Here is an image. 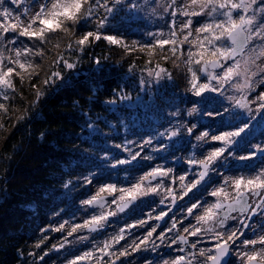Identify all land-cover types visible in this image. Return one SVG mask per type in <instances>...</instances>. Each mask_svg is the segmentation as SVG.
<instances>
[{
  "label": "snow or ice",
  "instance_id": "obj_1",
  "mask_svg": "<svg viewBox=\"0 0 264 264\" xmlns=\"http://www.w3.org/2000/svg\"><path fill=\"white\" fill-rule=\"evenodd\" d=\"M4 2L5 0H0V5ZM11 4L19 8L25 4V0H11ZM124 6V0H26L24 11L16 15L4 7L0 11V17L3 18L0 20V44L15 45L18 43V37L27 38L34 43L28 46L19 41L21 47L10 49L14 52V57H4L0 53V96L9 100V91H16L13 76L23 83L25 78L30 80L39 75L38 61L47 55L46 46L51 44L54 38L57 42L53 47L59 48V39L67 38V49L75 48L78 52H84L91 43L103 38L110 44L121 45L127 52L139 47L141 51L147 50L150 57L159 54L160 59L171 61L175 67H180L178 61L183 58L189 91L200 98L210 93L223 94L226 86L240 92L250 90L253 78L257 76L264 82V0H170L162 5L165 12L171 9V23L167 25V34L164 31L149 32L147 34L152 36L153 40L147 43L133 41L131 46L117 36L104 35L101 31L108 26L109 18L115 19ZM126 7L131 10L137 8V5L129 3ZM178 17L183 19L178 20ZM197 17H204V22L195 20ZM89 24H94L95 30L83 31ZM77 30H80L81 34L73 39ZM9 34L14 35L10 37ZM185 45L188 46L186 49ZM6 59L7 64L4 63ZM61 62L69 69L76 67V64L69 63L62 54H58L53 63ZM152 62V59L147 61L149 64ZM94 63L99 66L101 61L97 58ZM156 68L159 70H149L148 75L154 76L157 81L163 77L171 79V74L158 62ZM61 79L63 77L60 72H52L43 83L48 85ZM32 87L35 88L36 85L33 84ZM41 95L42 93L37 91V100ZM122 99L128 97L124 96ZM256 101H259L257 111L264 110V91L257 95ZM235 106L246 108L247 104L241 99H236ZM0 110L6 113L8 108L5 104H0ZM195 111L194 107L188 115ZM224 111L227 112L228 109ZM215 114L222 116L219 111ZM171 115L179 116L180 112L176 110ZM249 127L250 124L244 121L243 126L237 127L235 131H225L219 135H210L208 131H203L195 135L196 141L207 143L211 140L219 142L221 146L207 151L202 158L193 153L187 158L188 168L182 175H174V167L157 164L144 171L143 175L135 178L126 187L118 186L117 183L102 184L95 194L82 201L88 208L99 211L84 220L83 224L74 225L65 237L66 243H71L67 237L73 236L78 230L97 232L103 229L110 218L125 213L138 200L149 196H159V204H164L166 199L170 200L167 210H161L155 216L149 213L148 219L162 221L168 217L171 226L165 225L161 228V225L156 224L150 227L146 235L116 248L121 241H126V229L120 228L92 250L69 259L67 264H81L83 261H89L90 264L92 261L94 264H125L122 258L141 251L156 252L162 246L183 254L166 258V253L160 252L157 264H264V222H253V218L257 216L264 221V162L249 175L225 176L221 171L229 166L230 160L250 161L256 157L257 152L264 154V146L259 144L254 145L255 150L247 155L236 154L234 146L239 142L237 138ZM195 129L196 125L193 124L186 128V132L191 137ZM165 135L171 141L173 137L180 135V129L159 133L161 137ZM144 144L151 145L152 139L144 141ZM164 147L161 145V148ZM193 147L199 148V145ZM124 150L129 152V158L115 159L112 168L132 165L134 161L139 164L154 159L151 155L141 156L140 152L132 154L130 149ZM171 155L174 156L175 153ZM182 162L180 158H176V163ZM213 176L222 177V181L213 180ZM85 180L88 184L92 183L87 177ZM125 180H128L127 176ZM177 183L179 187L174 188L172 185ZM210 185H216L208 192V195L214 198L213 201L201 202L198 196L194 200L191 198L200 192L201 188L207 191ZM200 194L203 195V192ZM108 197H111V200ZM185 198H189L188 203H179ZM173 209L184 212L183 218L170 216L169 213H172ZM189 217L195 223L189 220ZM185 220L188 221L187 226H184ZM230 221L232 223H229ZM146 224L148 220L141 219L126 227L131 229L144 227ZM64 227L65 224L62 223L54 231H61ZM174 230L176 235L169 238L167 234ZM248 232H251V236L247 235ZM154 234L156 239H150ZM205 234L209 235L214 243L211 247L198 248L201 242L199 237ZM190 237L197 239L190 242ZM77 239L83 241L88 237L80 236ZM156 240H159L160 244H157ZM179 245H185L187 248ZM63 247V243L59 245V248ZM53 248L57 246L54 245ZM40 259L43 260L44 257L41 256ZM146 264H153V261H147Z\"/></svg>",
  "mask_w": 264,
  "mask_h": 264
},
{
  "label": "trees",
  "instance_id": "obj_2",
  "mask_svg": "<svg viewBox=\"0 0 264 264\" xmlns=\"http://www.w3.org/2000/svg\"><path fill=\"white\" fill-rule=\"evenodd\" d=\"M89 30H95L94 24L83 31ZM80 34L77 30L73 39ZM19 41L28 46L34 43L18 37L16 45H21ZM56 42L54 38L46 46L47 55L38 61L39 75L30 80L25 78L23 83L13 76L16 91L8 94L9 100H0L8 108L6 113L0 110V125H3L0 127V264H30L31 250H36L33 257L37 258L40 246L36 245L44 236L40 228L76 208L82 194L92 193L88 184L67 197L63 194L65 184L81 183V175L90 173L92 167L101 165L108 157L119 155L121 147L116 145L123 146L124 123L115 106L121 103L125 91L129 92L140 81H149L148 72L158 70L157 62L168 69L171 65V61L160 59L159 54L150 57L147 50L140 49L127 52L103 38L91 43L84 52L67 49V38L59 39V48L53 47ZM3 48L4 57L11 56V48L8 45ZM58 54L76 67L69 69L63 62L54 64ZM97 58L101 61L99 66L94 63ZM149 59L153 61L151 64L147 63ZM52 72H60L63 79L45 85L43 81ZM37 91L42 93L38 100ZM151 115V110L140 108L134 116L138 124L132 129L138 135L151 125ZM89 125L98 129L91 137ZM203 129L195 130L192 137L180 131L182 147L177 152L173 149L175 155L150 152L154 165L145 161L147 165L141 170L159 161L176 167L175 162L168 161L171 156L183 158L186 164L192 153L189 151L197 145L195 135ZM225 129L235 131L228 123ZM237 154L241 155L240 150ZM139 166L132 168L138 170ZM130 259L135 258L127 257L125 263Z\"/></svg>",
  "mask_w": 264,
  "mask_h": 264
},
{
  "label": "rangeland",
  "instance_id": "obj_3",
  "mask_svg": "<svg viewBox=\"0 0 264 264\" xmlns=\"http://www.w3.org/2000/svg\"><path fill=\"white\" fill-rule=\"evenodd\" d=\"M168 2H170V0H124L125 6L123 7V10L119 11V14L115 16V19H112L110 17L108 26H106L101 31L104 35L117 36L129 46L132 45L133 41H137L139 43H147L153 40V37L149 36L147 33L164 31L167 34V32L169 31L167 25L171 23V17L169 16L171 9H169L168 12H165L164 8L162 7V5H165ZM129 3H135L137 5V8L130 10L128 7H126V5H128ZM4 7L9 8L13 12V14L16 15L24 11V8L26 7V0L25 4L21 5L19 8L17 5L11 4V0H5L4 4L0 5V11H2ZM100 11L101 13L103 12V10ZM2 19L3 18L0 17V20ZM181 19L183 18L178 17V20ZM195 20H199L201 23H203L205 18L197 17L195 18ZM195 20L194 27L196 26ZM8 46L9 48L14 49L21 47L22 45L15 44ZM3 47L4 44H0V53H2L4 56L5 52ZM187 47L188 46L185 45V49ZM135 49H139V47H136ZM10 55L14 57V52L10 51ZM4 63L7 64L8 61H4ZM178 63L180 64V67H175L171 62V65L169 64L170 68H166L167 71L171 74V79L163 77L162 79L157 81L154 76H149V81H140L139 85L134 84L133 87H130L129 92L125 91L124 96H127L128 99H122L121 103L115 106V108L118 107L116 108V110L121 114L124 123V132L122 133L124 143L122 144L123 146L119 148V155L108 157V159H106L104 163L102 162L101 165L92 167L90 173L81 175L79 180H82V182L84 183L81 182L77 185H74L67 182L65 184L68 186H64L63 194L69 197L71 194H73V192L75 194L76 190L80 189V187H83L84 185L88 186V183L85 180V178L87 177L88 179L92 180L90 187V191H92V193H90L89 195L82 194V196L78 198L76 208H72L69 212H65L62 216H58L52 223L40 228L41 233H44V236L42 237V240L44 241L42 242L41 240V243H39L40 250L37 258L33 257L36 255V250L30 251L29 255L32 256V261H30V264H67V261L69 259L92 250L95 246L101 244L104 240L109 239L112 235L118 232L120 228L125 227L126 229V241H121V244L116 245V248H120L121 245L125 243H131V241L133 239H137V237L146 235L151 226H154L156 224L164 226L167 225L168 227L171 226V220L168 217H165V219L162 221H156L155 219H151L150 221L148 219H145L148 220V224L150 221V225L146 224V231L142 232L141 234L135 233L134 231L138 227L131 229H128L126 227L127 225L136 223L138 220H144V215L148 211L146 207H150V205H153L152 208L155 211L158 206H162V204H156L154 202H159V196H149L138 200L136 205H134L133 208H130L129 211L118 214L117 217L110 218L109 223L105 226L108 228L104 229V227L102 229L104 230V232L100 236H98L95 232H89L87 229H81L74 233L73 236L67 237L68 241H71V243L65 242L67 233L74 225L83 224L84 220L89 219L92 214L99 211V209L91 210L87 206L83 205V200L88 199L91 195L95 194V192L102 184L117 183L118 186L126 187L135 178L143 175L144 170L141 169H144L145 166L143 165H147V162L145 161H142L139 164L138 162L134 161L132 165H122L117 166L116 168L111 167V165L115 162V159L129 158V152L125 151V148L130 149L132 154L140 152L141 156L147 154L149 155L150 152H165L169 154L175 152L173 149H175L177 152V150L182 147L181 135L173 137L172 140L169 141L167 139V135H165L164 137L159 136V133L161 132L167 133V131H171L177 128H181L180 131L186 132L187 127L195 124V130L204 128L203 131H208L210 135H219L222 132L227 131L225 129V125L227 123L236 130L237 127L243 126L244 121H247L250 124V127L244 134H242L240 138H237L239 142L234 146L235 151L239 149L241 155H247L249 152L255 150L254 145L259 144L264 146V110L257 111L259 101H256L257 95L260 92L264 91V82H261L260 76L253 78L252 89L250 90L245 89L244 91L240 92L226 86L223 89V94L210 93L205 94L203 98H200L194 96L189 91L188 75L186 72V65H184L183 63V58L178 61ZM17 71H19L18 68ZM180 84L183 85V89ZM179 86L182 90L179 88ZM9 93H11V91H9ZM1 99H3L2 96H0V100ZM236 99H241L243 103L247 104V107H236ZM194 107L196 108V111L193 112L192 115H188L189 111H191V109ZM140 108H147L151 110L152 115L150 119L152 123L145 129V132L138 135V133L132 128L134 124H138V121L134 116L138 114ZM224 109H228V111L225 112ZM249 109H251V113H249ZM176 110H179L180 115H171V113ZM217 111L222 113V116H217L215 114ZM209 113H211L212 115H209ZM252 117L255 118L253 119ZM211 125L212 128H209V126ZM143 127L144 125L141 126V128ZM118 129L119 128L117 127V132L120 131V129ZM97 133L98 129L92 125L89 130L90 137L94 136ZM199 134V132L196 133V135ZM149 138L152 139V144L145 145L144 141L148 140ZM197 142L200 143L201 146H199V148L193 147L189 151L192 152L190 153V156L195 153L198 158H202V155L206 154L207 151L221 146L219 142H213L211 140H208L207 143H202L199 141ZM197 142L195 140L194 143L198 144ZM141 145H143V147H141ZM161 145H164L165 147L161 148ZM154 149L161 150L155 151ZM239 150L236 151V154ZM171 160L175 162L174 165L176 166L174 167L176 169L174 175L184 174V171L188 168V165L184 163L183 158H181L183 162L179 164L176 163L175 157H168V161ZM262 162H264V157H259L257 155L254 159L246 161V164H240L239 160H230L229 166L222 168L221 171L225 176L249 175L252 174V170L260 166ZM157 164L163 165L164 167H171L169 163L164 164L160 161L156 162L155 166ZM134 166H139V169L135 170L134 168H132ZM124 169H127V171H124ZM147 170H150V167ZM196 170L198 171L199 169ZM111 172H114L115 174H111ZM126 176L128 177V180H125ZM213 180L222 181V177L213 176ZM166 183H170V181H166ZM172 186L174 188H178L179 184L177 183ZM215 186L216 185H210L207 191H204L203 188H201L200 192H203V195H201L200 192H197L195 196H191V194L190 196L193 200L198 196L201 202L205 200L211 202L214 200V198L210 197L208 195V192H210L212 190V187ZM63 197L64 196H62L61 198ZM108 199L111 200V197H109ZM188 202L189 198H185L184 201H180L179 203L184 204ZM165 203L170 204V200L166 199ZM154 211H152L151 213L152 216L155 215L156 211ZM173 211L174 212L170 216L175 215L177 216V218L182 219L185 215L184 212H177L175 209H173ZM133 212L135 214H140L132 216ZM131 217L137 218L132 222ZM188 219L192 220V222L195 223V221L191 217H189ZM253 222L264 221L261 220V217L257 216L253 218ZM62 223L65 224L64 229L61 231H54V229L58 228ZM187 223L188 221L185 220L184 226H187ZM229 223L232 222L230 221ZM178 227L180 228V225H178ZM159 231L160 230H158V232ZM170 234L173 237V232H171ZM247 235L251 236V232H248ZM80 236H86L88 237V239L79 241L77 237ZM150 239L155 240L156 234H154ZM196 239L197 238L190 237V241H194ZM199 239L201 242L198 244V248L211 247L214 243L211 240L210 236L207 234L199 237ZM158 241L159 240H156V243ZM62 243L64 244V247L59 248V245ZM54 245H56L57 248H53ZM45 253H47V255H45ZM41 256L44 257L43 260L40 259ZM158 261L159 259L153 260V264H157ZM146 262H141L139 264H146ZM81 264H90V262L83 261L81 262ZM91 264H94V261H92Z\"/></svg>",
  "mask_w": 264,
  "mask_h": 264
},
{
  "label": "flooded vegetation",
  "instance_id": "obj_4",
  "mask_svg": "<svg viewBox=\"0 0 264 264\" xmlns=\"http://www.w3.org/2000/svg\"><path fill=\"white\" fill-rule=\"evenodd\" d=\"M159 201V200H158ZM156 204L158 203L157 201H154ZM137 203V202H136ZM136 205V204H135ZM169 205V203L168 204H166V203H164V204H162V206H158V208L154 211L155 212V215H157V214H159V212L161 211V210H167V206ZM134 206V205H133ZM133 206L132 207H130V208H133ZM152 206L153 205H150V207H146V209L148 210L147 212H146V214L144 215V220L145 219H148V217H149V213H152V211H153V208H152ZM130 208L128 209V210H126L125 212H127V211H129L130 210ZM135 212V211H134ZM133 212V215L132 216H134V215H139L140 213H134ZM174 212V211H173ZM172 212V213H173ZM172 213H169V215H171ZM155 215H153V216H155ZM132 218V222H133V220H136V218L137 217H131ZM149 220V219H148ZM151 221V220H150ZM150 221H149V224H147V225H150ZM165 223V222H164ZM147 225L146 226H144V227H138V228H136L134 231H135V233H138V234H141L142 232H145L146 231V227H147ZM164 227V225H161V228H163ZM106 228H108V227H105L104 229H106ZM125 228V227H124ZM179 228V227H178ZM141 230H142V232H141ZM158 230H160V229H158ZM104 232V230H99V231H97V232H95L98 236H100L102 233ZM173 237L176 235V231L174 230L173 231ZM136 235V234H135ZM168 235V237H171L172 238V235L170 234V233H168L167 234ZM134 240V239H133ZM189 240H190V238H189ZM191 242V241H190ZM125 243V242H124ZM157 244H160L159 243V241L157 242ZM180 247H185V248H187V246H185V245H179ZM150 247H151V245H150ZM174 247H176V246H174ZM160 252H164V253H166V257H168V256H171V257H174L175 255H182L183 253H178V252H176V251H174L173 249H168V248H166V247H161L160 249H157V251L156 252H152V251H141V252H138V253H134L133 254V258H135V259H130V262L128 263V264H139V263H141V262H146V261H153V260H156V259H160V257H159V253ZM127 259V258H126ZM118 264H120L119 262H118ZM126 264V263H125Z\"/></svg>",
  "mask_w": 264,
  "mask_h": 264
},
{
  "label": "water",
  "instance_id": "obj_5",
  "mask_svg": "<svg viewBox=\"0 0 264 264\" xmlns=\"http://www.w3.org/2000/svg\"><path fill=\"white\" fill-rule=\"evenodd\" d=\"M257 156L259 157H264V154H261L259 152H257ZM240 164H246V161H239ZM109 198V197H108ZM91 210H93V208H90Z\"/></svg>",
  "mask_w": 264,
  "mask_h": 264
}]
</instances>
